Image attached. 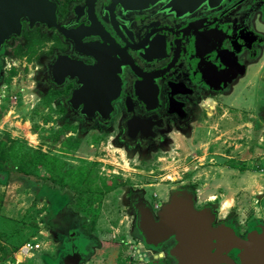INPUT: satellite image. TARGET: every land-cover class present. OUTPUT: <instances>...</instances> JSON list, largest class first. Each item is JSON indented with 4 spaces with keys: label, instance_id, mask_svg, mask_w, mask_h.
Segmentation results:
<instances>
[{
    "label": "rangeland",
    "instance_id": "obj_1",
    "mask_svg": "<svg viewBox=\"0 0 264 264\" xmlns=\"http://www.w3.org/2000/svg\"><path fill=\"white\" fill-rule=\"evenodd\" d=\"M38 49L40 46L37 45L28 53L15 51L12 58L16 64L0 67V148L1 143L5 142V152L14 158L0 168V243L9 252L16 245L34 247L29 254L19 247L16 255L19 253L20 257L11 254L9 259L0 264H62L63 259L74 254L75 249L79 253L84 251L85 240L90 236L92 243L96 244L97 237L94 235L104 242V247L91 251L95 252L93 264H132V246L139 242V238L128 229L132 231L136 227L140 210L133 209L129 204L131 192L135 190L131 197L132 204L142 197L152 205L155 194L160 196L161 204H165L176 189L181 191L191 187V190H196L194 187L199 188L198 179L202 178L194 176L199 177L198 174L206 169L207 175H210L213 172L210 167L218 163L216 160L215 164L209 162L216 157L211 152L214 150L210 149L206 159L201 160L207 163L206 169L198 168L195 173L186 171L188 167L194 169L199 165V161L191 157L204 158V147L195 151L199 143L187 136L185 140L180 135L172 136V144L163 143L157 148L127 146L116 126L120 115L116 114L110 126H104L102 122L87 121L70 109L71 89L50 81L49 64L46 59V63H41L36 57ZM24 57L28 59L24 60ZM254 106L263 107L264 97L258 95ZM230 110L233 111V108ZM218 119L209 121L206 126H211ZM225 126H221L220 130ZM220 133L213 130L210 138L200 144L204 146L208 141L207 144L214 143V146L223 145L226 138L218 143L215 141ZM218 148L215 151H219ZM37 151L59 159L68 169L88 167L92 182L75 188H63L49 179L50 174L45 169L29 166L28 174L16 169L23 163L24 155L28 154L27 159H31ZM228 152L226 154L230 155ZM0 155L3 157L4 153ZM220 181H224V185L237 183L227 177ZM152 183L159 187L146 188L147 184ZM113 184L119 186L121 201L125 203L124 206L127 204L123 216H128L130 227L123 226V222L120 224L122 217L116 208L117 201L115 206L109 204L105 208H96V204H100L105 197L104 193L114 189ZM81 193L84 197L78 198ZM95 194L96 203L91 197ZM108 196L112 194L104 199L110 200ZM87 198L95 203L93 212L82 210L85 206L81 208L79 205L83 201L88 205ZM92 216L95 219L91 225ZM83 224L85 228H82ZM111 225L121 229L116 244L110 242ZM140 262L139 258L134 264Z\"/></svg>",
    "mask_w": 264,
    "mask_h": 264
},
{
    "label": "flooded vegetation",
    "instance_id": "obj_2",
    "mask_svg": "<svg viewBox=\"0 0 264 264\" xmlns=\"http://www.w3.org/2000/svg\"><path fill=\"white\" fill-rule=\"evenodd\" d=\"M51 1L57 5L58 27L32 26L22 20L21 34L10 36L0 47V67L16 64L15 51L28 53L38 45L36 57L41 63L47 60L48 77L59 85L50 75L59 56L92 66L98 63L97 48L104 49L100 57L106 53L118 59L127 53L134 68L120 66V97L113 103L109 121L100 116L87 119L70 106L85 120L104 126L120 115L116 126L127 146L147 149L172 144V133L186 132L201 120L207 99L226 94L241 80L243 71L264 62V0H205L198 4L156 0L148 8L137 0ZM171 1L178 7L176 12L167 8ZM63 27L74 32L75 41L62 34ZM86 45L95 46L91 54L84 50ZM62 85L71 89L70 95L79 87L78 79L70 77ZM139 119L150 120L151 129L144 136L134 131L129 134L128 123L138 126ZM222 225L225 227L217 228L229 227L238 233L232 223ZM174 244V237L156 247L144 243L153 260L145 257L143 264H180L169 253ZM225 250L232 262L241 264L244 250L230 244Z\"/></svg>",
    "mask_w": 264,
    "mask_h": 264
},
{
    "label": "crops",
    "instance_id": "obj_3",
    "mask_svg": "<svg viewBox=\"0 0 264 264\" xmlns=\"http://www.w3.org/2000/svg\"><path fill=\"white\" fill-rule=\"evenodd\" d=\"M241 77V80L234 83V87H231L226 94L216 95L213 99H207L205 101L204 107L206 112L202 113L199 122L193 123L189 130L182 132L184 134L172 133V136L180 135L183 136V139L187 136L195 143H199L195 151H199L204 147V158H198L196 156L191 157V159H197L199 165L193 167L194 169L188 167L186 172L193 171L197 173L196 170L198 168L206 169L205 165L207 163L201 160L206 159L210 149L214 150L211 152H214L216 157H214L215 159L211 158L209 162H212V164H215V160L218 162L214 167H210L213 172L210 171L212 173L207 175L208 170L206 169L201 172V174L199 173L200 175L198 174L199 177H195V175L194 178H202L198 179L200 182L199 188L195 186L194 188L196 190L194 191L191 190V187H185L181 191L176 189L177 191L175 190L173 192L171 199L165 204H161L160 196L158 197L156 194L153 195L154 201L152 205L147 203L142 197L137 198L135 203L132 204L131 197L132 193L135 192L134 190L131 192L130 197H128V202L133 209L137 208L140 210L143 205H146L151 209L155 218L158 220L160 218V213L170 204L172 198L177 194H181L191 199L194 211L205 215L209 219L211 232H220V234L230 237L235 236L241 241H248L249 237L253 234L264 233V164H261L264 163V106L261 108L254 106L258 99V95L264 97V62L261 64L256 63L249 67L242 72ZM251 90L253 91L251 92ZM260 90H263V92L261 93ZM236 101H240V103L237 104ZM221 104H226V106H222ZM230 108H233V111L230 110ZM221 109L224 111L221 112ZM216 118H219L218 121L216 120V123L209 127L206 126V123ZM223 125H226L225 128L220 130ZM213 130L221 132L215 139L217 143L219 140L221 141L226 138L223 141V145L214 146V143L207 144V141L204 146H202L201 144L203 142L201 143V141L210 138ZM228 134H231V136H228ZM195 143H193V148H195ZM226 144H229V146L226 147ZM217 147H219V151H215ZM186 150L188 151L187 148ZM227 152L230 153V155H227ZM226 177L231 178L237 183L234 185V183L231 184L230 182L224 185V181L221 182L220 180ZM146 186V188H155L158 184L152 183ZM118 187L119 186H116L113 190L107 191L106 194L104 193V198H106L108 194H112L111 197L108 196L111 199L113 198L112 201L111 199L106 200L103 198L100 204H96V208H105L108 207L109 204L115 206L117 205V201L118 205L116 208L119 209L118 212L122 217L119 222L120 224L123 222L122 224L125 227H130L128 216H123L126 212L125 208H127V204L125 207V203L122 202L123 200L121 201V194L118 192ZM143 190L145 191V189ZM143 192H141V194ZM99 201H101V199ZM139 216L140 217L136 220V227L132 231L130 228H127L130 233H136V237L139 238V242L136 244L137 246H132L134 252L131 257L132 264L135 263V260L138 261L139 258L141 261L140 264H143L145 258V255L141 254L139 249V246H144V243L147 244L140 229L141 210ZM225 222L232 223L238 233L236 234V232L229 227H226L227 230L218 229L219 226L225 227L222 225L225 224ZM82 228H85V225ZM110 229V235L112 237L110 242L111 244H116L115 241L121 236V229L116 228L114 225H111ZM218 235L219 233L216 236ZM94 236L97 237L96 244L92 243L93 240L90 236L89 239L85 240L86 244L84 245V249L81 247L84 251L79 253L76 251L77 249H75L74 254H70L67 257H74L79 261V264H93V253L95 252L91 253V251L104 247V242L101 241L97 235ZM242 237L246 239H242ZM129 243H131V241H129ZM166 244L169 247V242ZM175 245L176 244H174V246ZM26 246L27 245H20L21 251ZM173 247L169 248L170 251ZM31 251L32 250H29L28 254L31 253ZM16 254L17 252H14L12 255L20 257L19 253L18 255Z\"/></svg>",
    "mask_w": 264,
    "mask_h": 264
},
{
    "label": "water",
    "instance_id": "obj_4",
    "mask_svg": "<svg viewBox=\"0 0 264 264\" xmlns=\"http://www.w3.org/2000/svg\"><path fill=\"white\" fill-rule=\"evenodd\" d=\"M137 1H141L142 8H148L156 0ZM180 1L198 4L205 0ZM133 2L136 3V1ZM137 3L139 5L140 2ZM167 8H170L172 12L178 9L173 1L167 5ZM24 19H27L32 26L40 23L50 28L58 27L57 5L51 0H0V47L10 36L21 34ZM61 32L75 41L74 32L67 31L64 27L61 28ZM94 47L86 45L84 50L90 53ZM96 50L94 56L98 61L97 64L88 66L68 56H59L52 65L50 75L59 85L64 83L66 77L77 78L79 87L69 98L71 108L79 110L80 114L87 119L92 120L100 116L104 122H107L114 111L113 103L120 97V66L122 64L131 65L133 68L134 66L125 52L121 55L124 56L122 61L121 56L118 59L116 55L106 53L101 57L98 56L104 51L102 47ZM135 71L138 72L136 69ZM136 123L138 126L128 123L129 134L134 131L141 132L144 136V132L151 129V121L148 119H139ZM140 210V229L146 243L159 246L171 237H175L176 245L171 249L170 254L177 258L180 264H236L225 255V251L228 250H225L226 246L229 244L236 249L244 250L241 255V264H264V233L253 234L248 241H241L235 236L211 232L209 219L194 211L188 196L175 195L170 204L160 213L158 220L146 205H143ZM218 233L219 237L216 236ZM139 249L141 254L145 255L144 257L153 260L151 252L146 251L144 246H139ZM62 264H79V261L74 257H67Z\"/></svg>",
    "mask_w": 264,
    "mask_h": 264
},
{
    "label": "trees",
    "instance_id": "obj_5",
    "mask_svg": "<svg viewBox=\"0 0 264 264\" xmlns=\"http://www.w3.org/2000/svg\"><path fill=\"white\" fill-rule=\"evenodd\" d=\"M2 146L0 148L1 150V154L4 153L3 157L0 155V168H2V166H4V163L9 162L10 159H14L11 158L7 152H5V148H6V143L2 142L1 143ZM16 154V153H15ZM28 155V154H26ZM24 155L23 159V163L19 166L18 168H16L18 171H22L25 174L29 173V166H34L35 168H42L45 169L47 172H49L50 177L49 179L51 181H53L54 183H57L59 185H61L63 188L65 187H70V188H75L77 186H81L83 184H88L89 182H92L91 180V172L89 170L88 167L83 166V167H79V168H72V169H68L66 168V164H61L60 160L49 155L46 153H43L42 151H37L33 158L31 159H27V156ZM16 160V159H15ZM109 186V185H108ZM114 188L115 185L113 184ZM113 188V187H112ZM83 193H81V195H79L78 198H82L84 196H82ZM91 196V195H89ZM97 195L95 194L94 196L92 195L91 197H94V202H97ZM88 200V205L83 201L82 203H79L80 207L83 208V206H85L84 209L86 211H94L92 209H95L93 207L94 206V202H91L92 200H89V198H87ZM91 213V212H90ZM92 219L90 220V223L92 225V221L95 219L93 216L91 217ZM97 222V221H96ZM96 224V223H95ZM20 246L16 245L13 248L14 252L18 251V248ZM12 252H9L8 250H6V248H4V246L1 245L0 243V262L1 261H5L7 260L11 254H13Z\"/></svg>",
    "mask_w": 264,
    "mask_h": 264
},
{
    "label": "built area",
    "instance_id": "obj_6",
    "mask_svg": "<svg viewBox=\"0 0 264 264\" xmlns=\"http://www.w3.org/2000/svg\"><path fill=\"white\" fill-rule=\"evenodd\" d=\"M34 247L33 246H31V245H27L26 247H24V249H23V251L25 250V252L27 251H29V250H32ZM35 248H38V246H36Z\"/></svg>",
    "mask_w": 264,
    "mask_h": 264
}]
</instances>
